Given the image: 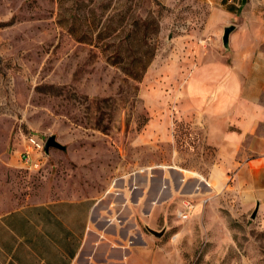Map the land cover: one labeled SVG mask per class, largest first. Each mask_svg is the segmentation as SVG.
I'll return each mask as SVG.
<instances>
[{"label": "rangeland", "instance_id": "374dc122", "mask_svg": "<svg viewBox=\"0 0 264 264\" xmlns=\"http://www.w3.org/2000/svg\"><path fill=\"white\" fill-rule=\"evenodd\" d=\"M256 3L0 0V205L109 196L146 179L148 221H138L166 228L149 232L150 247L171 264H264V206L252 217L256 204L233 196L231 179L210 180L216 148L183 93L212 50L227 52L220 35L234 22L222 14ZM29 131L66 149L25 168Z\"/></svg>", "mask_w": 264, "mask_h": 264}, {"label": "crops", "instance_id": "0c3cea01", "mask_svg": "<svg viewBox=\"0 0 264 264\" xmlns=\"http://www.w3.org/2000/svg\"><path fill=\"white\" fill-rule=\"evenodd\" d=\"M258 4L264 6V0H257L252 13L222 14L235 24L229 48L212 50L210 59L190 72L183 93L203 119L206 142L216 148L210 180L231 179L233 196L261 207L264 14L255 10ZM147 189L144 179L109 196L33 201L10 209L0 205V264H171L161 249L150 247L149 232L138 221H148ZM143 205L145 217L137 211Z\"/></svg>", "mask_w": 264, "mask_h": 264}, {"label": "built area", "instance_id": "2783aa9c", "mask_svg": "<svg viewBox=\"0 0 264 264\" xmlns=\"http://www.w3.org/2000/svg\"><path fill=\"white\" fill-rule=\"evenodd\" d=\"M45 142L46 138L34 131H29L23 135V142L21 151L19 153V159L25 168H39L43 156L45 155ZM33 156H35V159L33 158ZM193 207L194 205L190 200L184 199L182 201V209L178 213L179 216L183 219H187L190 216Z\"/></svg>", "mask_w": 264, "mask_h": 264}, {"label": "water", "instance_id": "95a60500", "mask_svg": "<svg viewBox=\"0 0 264 264\" xmlns=\"http://www.w3.org/2000/svg\"><path fill=\"white\" fill-rule=\"evenodd\" d=\"M234 28H235V24H233V23L225 25L223 27V32H222V36H221V42H222L223 47L225 49H227V50L229 48V36H230V33L234 30ZM50 148H57V149H60V150H65L66 146L64 144L60 143L57 140L55 135H50L46 139V142H45V145H44L45 154H47L49 152ZM257 211H258V204H256V207L253 210L251 216L255 217ZM144 226H145V228L147 229L148 232H150L151 234L155 235L156 237H161L162 235H164V233L166 231V228H163L161 230H155L152 227H150L148 224H145Z\"/></svg>", "mask_w": 264, "mask_h": 264}]
</instances>
